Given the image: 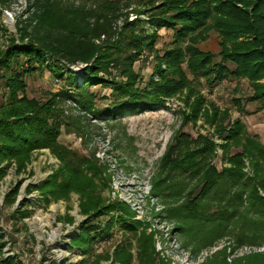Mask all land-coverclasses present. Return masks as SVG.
<instances>
[{
  "label": "trees",
  "instance_id": "trees-1",
  "mask_svg": "<svg viewBox=\"0 0 264 264\" xmlns=\"http://www.w3.org/2000/svg\"><path fill=\"white\" fill-rule=\"evenodd\" d=\"M13 2L0 0V11L9 9ZM130 14L135 18L129 20ZM141 14L145 20L139 18ZM162 29L174 31L173 48L156 57L159 81L149 77L143 86L135 63L144 48L153 50ZM16 30L19 43L11 38L8 48L0 52V94L4 98L0 103V164L6 162L0 175L11 163L20 172L30 162L32 151L38 149H50L63 162L46 182L29 186L28 192L38 191L45 206L72 191L88 196L89 207L84 213L93 214L81 223L80 234L73 241L75 249L85 254L80 264H85L94 245L108 241L116 228L135 235L140 222L124 204H100L91 195L95 190L92 178L83 171L85 167L94 175L99 172L94 158L84 159L58 143L63 116L59 103L65 100L81 112L104 116L112 111L114 115L157 111L166 99L185 92L189 113L183 117V126L195 125L199 115L215 125L226 140L222 160L227 166L218 169L214 164L215 146L209 138L184 132L173 138L161 158L168 174L161 180L160 191L180 198L173 178L196 182L173 212L181 222L177 230L190 231L191 241L201 248L213 246L224 236V228L239 247L260 236L262 240L264 145L247 134L240 119L229 122L227 131L224 123L229 121L228 111L221 112L213 104L205 108V98L186 71L202 78L209 87L230 79L246 80L252 95L244 97L245 104H264V0H138L135 7L133 0H27L25 18L16 22ZM211 31L220 39L217 54L199 48ZM78 64L84 65L80 74L70 69ZM161 64L167 65L165 71ZM51 69L61 79L66 70L68 87L49 94L45 101L28 98L26 77ZM77 78L81 79L79 84ZM98 86L110 90V97L101 99L112 100L100 111L95 109L98 96L91 91ZM232 103L239 112L244 111L242 99ZM246 162L250 173L244 170ZM17 190L7 195L6 203L14 202ZM22 205L11 214L12 219L29 217L28 203ZM223 222H227L225 226ZM6 235L8 232L0 227V264H24L15 253L3 255ZM138 241L142 243L139 262L154 264L152 235L138 234ZM261 242L264 245V239ZM130 260L128 248L115 254V262L130 264ZM237 262L264 264V251Z\"/></svg>",
  "mask_w": 264,
  "mask_h": 264
},
{
  "label": "rangeland",
  "instance_id": "rangeland-1",
  "mask_svg": "<svg viewBox=\"0 0 264 264\" xmlns=\"http://www.w3.org/2000/svg\"><path fill=\"white\" fill-rule=\"evenodd\" d=\"M137 2L138 0H133L134 7ZM26 3L27 0H14L9 9L0 11V52L8 48L11 38L19 43L16 22L24 20ZM134 18L135 15L130 14L129 20ZM139 18L146 19L144 14L139 15ZM145 28L149 30L148 26ZM158 35L160 38L153 50L144 48L135 63V70L141 75L143 86L149 77H153L154 82L159 81V76L155 74L158 64L156 57L173 48V30L162 29L158 31ZM219 40L218 34L211 31L199 48L217 54ZM215 61L218 62L219 58ZM83 67L84 65L78 64L70 69L80 74ZM183 67L185 69V65ZM161 69L165 71L167 65L161 64ZM186 74L205 98V108L213 104L221 112L228 111L230 118L224 123L227 131L231 127L229 122L240 119L247 134L257 137L264 145V104H245L244 97L252 95L246 80L230 79L209 87L202 78L193 77L188 71ZM59 75L55 69H51L27 76V97L45 101L49 94L68 87L66 70L62 73V79L58 78ZM77 80L79 84L81 79ZM263 82L264 80L261 81ZM91 91L98 96L95 109L100 111L110 106L112 100L101 99L110 97L109 89L98 86L92 87ZM239 98L245 105L243 112H239L232 103L234 99ZM184 99L185 92L166 99L164 107L157 111L119 115H114L112 111L104 116L81 112L79 107L69 100L59 103L63 116L58 143L84 159L93 161L94 158L99 170L94 175L92 170L83 168L84 173L92 178L94 183L95 190L91 195L95 196L100 204L117 202L126 205L133 218L140 222L135 235L123 233L116 228L108 241L95 244L93 253L89 254L85 264H120L115 262V254L124 248H128L131 254L130 264H141L138 255L142 244L138 241V234L141 233L152 235L156 253L153 256L157 260L154 264H203L206 261L207 264H238V258L264 251L261 242L264 239V229L262 240H259L260 236L239 247L233 236L227 234L224 228V236L207 248H201V244L195 246L191 236H188L190 231L182 233L177 230L181 222L174 217L173 212L176 205L186 199L196 182L174 177L173 183L176 192L181 193L180 198L170 197L167 192L160 191L161 180L168 174L161 165V158L173 138L179 132L191 137L201 134L209 138L215 146L214 164L218 169L227 166L222 160V145L226 140L216 131L215 125L209 124L199 115L195 125L183 126V117L189 113ZM2 101L4 98L0 94V103ZM245 164L244 170L250 173L248 162ZM63 165L50 149L43 148L32 151L30 162L20 172L16 165L11 163L5 173L0 175V224L8 231L11 253L19 255L24 264H80L84 259L85 254L75 249L73 241L80 234L81 223L93 214V211L84 213L89 207L88 196L72 191L66 198L52 201L45 206L39 201L38 191L28 192L29 186L38 187ZM4 166L6 162L0 164V169ZM15 188L18 190L14 202L6 203L7 195ZM24 203H28L29 217L12 219L11 214L20 210ZM226 223L223 222V226ZM143 243L149 247L148 240ZM223 250L225 253H220Z\"/></svg>",
  "mask_w": 264,
  "mask_h": 264
},
{
  "label": "built area",
  "instance_id": "built-area-1",
  "mask_svg": "<svg viewBox=\"0 0 264 264\" xmlns=\"http://www.w3.org/2000/svg\"><path fill=\"white\" fill-rule=\"evenodd\" d=\"M0 227H2L4 229V231H7L3 225L0 224ZM8 232V231H7ZM9 235H6L4 238V242H5V247L3 248V255L4 256H8V255H12L11 250H10V245H11V241H9Z\"/></svg>",
  "mask_w": 264,
  "mask_h": 264
}]
</instances>
